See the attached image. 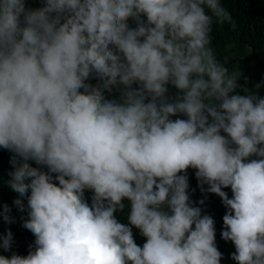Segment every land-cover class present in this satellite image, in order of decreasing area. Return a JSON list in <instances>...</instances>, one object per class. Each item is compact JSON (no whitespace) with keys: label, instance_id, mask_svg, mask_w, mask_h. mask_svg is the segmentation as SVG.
Masks as SVG:
<instances>
[{"label":"clouds","instance_id":"clouds-1","mask_svg":"<svg viewBox=\"0 0 264 264\" xmlns=\"http://www.w3.org/2000/svg\"><path fill=\"white\" fill-rule=\"evenodd\" d=\"M225 24L222 0H0V148L35 236L0 264H221L190 168L199 204L227 208L231 258L264 264V95L218 58Z\"/></svg>","mask_w":264,"mask_h":264},{"label":"trees","instance_id":"trees-1","mask_svg":"<svg viewBox=\"0 0 264 264\" xmlns=\"http://www.w3.org/2000/svg\"><path fill=\"white\" fill-rule=\"evenodd\" d=\"M30 7L38 8L43 4V0H27ZM224 6L232 13L237 27L235 30L228 24L223 26H215L212 37L213 47L216 50L218 58L222 61L225 57L228 58L229 68L236 67L241 72V79L239 83L242 85L238 91L241 94L244 88L259 91L264 95V0H222ZM132 26L135 27L134 22ZM261 84L262 87L256 89V85ZM93 87L96 84H92ZM176 89L170 86V92L176 93ZM13 153L0 148V212L3 210V205L8 203L12 205L13 215L16 220L12 224L4 221L3 216L0 215V237L6 234L10 228L14 233V241L12 250L5 251L0 248V254L6 255L9 258L12 252L21 255H27L29 246L34 244V234L23 227L22 217H27V212H20L14 205V200L19 195L14 192L7 181L10 179L9 173L13 171V165L10 163ZM33 166H37L35 162H31ZM195 169H189L190 195L197 206L203 209L204 214H210L214 217L216 222V242L219 250L223 253L221 264H236L231 258V254L235 251L234 243L226 241L222 238V231L224 230L223 217L227 212V208L222 202V198L214 193H207V199L204 204H199V201L204 198L205 193H202L199 187L198 178L195 175ZM207 187V185H205ZM195 189V191H191ZM228 192L229 198L232 197L231 188H225ZM89 203H91L92 192L85 193ZM25 199V203H26ZM127 204L128 202L125 201ZM128 208L124 213H117L121 222L127 223ZM134 237L139 245L146 242V237L140 234L139 229H133ZM2 242V240H0Z\"/></svg>","mask_w":264,"mask_h":264}]
</instances>
